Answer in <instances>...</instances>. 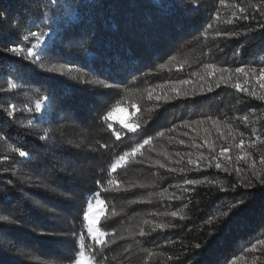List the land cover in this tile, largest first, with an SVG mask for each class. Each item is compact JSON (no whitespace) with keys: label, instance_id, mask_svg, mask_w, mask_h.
<instances>
[{"label":"trees","instance_id":"obj_1","mask_svg":"<svg viewBox=\"0 0 264 264\" xmlns=\"http://www.w3.org/2000/svg\"><path fill=\"white\" fill-rule=\"evenodd\" d=\"M261 68L264 0H0V264H264Z\"/></svg>","mask_w":264,"mask_h":264},{"label":"snow or ice","instance_id":"obj_2","mask_svg":"<svg viewBox=\"0 0 264 264\" xmlns=\"http://www.w3.org/2000/svg\"><path fill=\"white\" fill-rule=\"evenodd\" d=\"M241 11H243V9H241ZM245 19L247 17H244ZM31 37L35 38L36 43L31 44V46L26 47V51H27V58H33L34 55H36L35 53V49L39 48L43 42V37L45 35L44 32H36L33 31L30 33ZM25 40L28 39V37H24ZM9 51L11 52H15L17 56H20L21 53L24 51V49H21L20 52H17L15 48L9 49ZM238 72L243 71V69H237ZM259 82H260V86L262 88H264V68H261L259 71ZM235 87L239 90L240 89V85L236 84ZM209 91H211V89H209ZM42 103L50 110L51 113H55L56 112V107L54 104V100L53 97L48 95V96H44L41 99L36 101V109L39 111L42 108ZM246 119V118H245ZM49 123H52V121H49ZM126 128H128L130 131H134L135 129L132 128V126L130 124L124 125ZM115 137L117 140L120 139V133L116 132L115 133ZM41 139H44V137H41ZM145 143H147V141H145ZM241 143H243V141H241ZM102 147H106V145H102ZM29 153L26 151H19V156L20 157H26L28 156ZM120 159H123V157H120ZM113 169H115L116 165L113 164ZM217 167H219V165H217ZM100 182L97 181V184H99ZM189 183H192V181H189ZM91 207V205H90ZM88 234L91 236V238L96 241L98 244H102L104 241L102 240V237L104 236V233L99 232L96 228H94L91 224H89L88 226ZM81 239H83V237H81ZM75 264H91V261L87 260L85 258V253L83 251L79 252V259L75 261Z\"/></svg>","mask_w":264,"mask_h":264},{"label":"rangeland","instance_id":"obj_3","mask_svg":"<svg viewBox=\"0 0 264 264\" xmlns=\"http://www.w3.org/2000/svg\"><path fill=\"white\" fill-rule=\"evenodd\" d=\"M127 117H128V115H127V111L125 109H117L112 114V118L118 123H124L126 121ZM90 205H91V207H90ZM90 205H89V209L87 210V216H86L87 227L89 226V224H91L94 228H96L98 230L97 222H98L99 217L103 213V207H102L101 202L98 200H95ZM103 237H102V239H103ZM85 258L87 260H89L86 256H85ZM78 259H79V254H78L76 260H78ZM73 264H75V262Z\"/></svg>","mask_w":264,"mask_h":264}]
</instances>
